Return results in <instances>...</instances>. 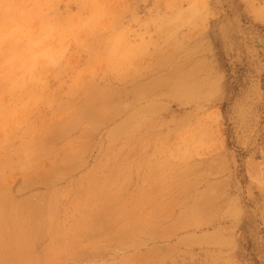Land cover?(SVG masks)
Listing matches in <instances>:
<instances>
[{
    "label": "rangeland",
    "instance_id": "rangeland-1",
    "mask_svg": "<svg viewBox=\"0 0 264 264\" xmlns=\"http://www.w3.org/2000/svg\"><path fill=\"white\" fill-rule=\"evenodd\" d=\"M0 264H264V0H0Z\"/></svg>",
    "mask_w": 264,
    "mask_h": 264
}]
</instances>
